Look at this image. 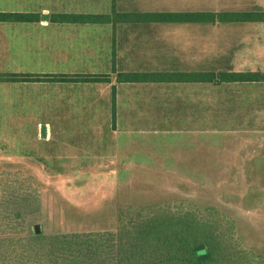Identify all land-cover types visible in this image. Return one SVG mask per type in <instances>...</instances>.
<instances>
[{
  "label": "rangeland",
  "instance_id": "1",
  "mask_svg": "<svg viewBox=\"0 0 264 264\" xmlns=\"http://www.w3.org/2000/svg\"><path fill=\"white\" fill-rule=\"evenodd\" d=\"M33 9L46 17L59 11L250 13L264 11V0H0V11ZM129 27L132 50L124 47L119 56L129 57L135 73H264V24ZM109 30L97 33L99 63L77 55L70 43L47 48L52 36L45 31H8L11 39H32V50L0 45V74L83 73L111 82L109 46L101 45H110ZM83 33L56 29L55 41ZM103 71L108 74H84ZM166 90L134 88L135 127L142 130H92L112 121L110 83H0V178L20 179L17 187L41 195L40 212L26 223L28 236L37 225L42 235L112 231L138 211L215 207L234 221L245 249L264 255V83L178 86V99L170 96L171 106L158 115L154 107L164 105Z\"/></svg>",
  "mask_w": 264,
  "mask_h": 264
},
{
  "label": "trees",
  "instance_id": "2",
  "mask_svg": "<svg viewBox=\"0 0 264 264\" xmlns=\"http://www.w3.org/2000/svg\"><path fill=\"white\" fill-rule=\"evenodd\" d=\"M116 12V11H113ZM115 16V15H114ZM90 14H56V24H113L117 18ZM34 14L0 13V23H39ZM147 24H264V11L250 13L161 12L134 22ZM213 73V72H212ZM172 73L178 84L264 83L261 72H222L219 76ZM103 77V76H102ZM82 74H0V83H99L105 77ZM119 76V81L121 80ZM142 74H135L140 82ZM20 179L0 178V264H264V255L245 249L236 224L215 207L175 208L122 218L112 231L55 235L26 234L29 217L41 210L38 189L17 187Z\"/></svg>",
  "mask_w": 264,
  "mask_h": 264
},
{
  "label": "crops",
  "instance_id": "3",
  "mask_svg": "<svg viewBox=\"0 0 264 264\" xmlns=\"http://www.w3.org/2000/svg\"><path fill=\"white\" fill-rule=\"evenodd\" d=\"M23 2H31L34 0H20ZM32 10V9H31ZM0 13H22V14H34V15H39L41 17V21L39 23H0V34L2 33V36L0 37V45H6L7 42L9 41V43L15 45L19 50H21L22 52H27L32 50V46H28L30 45L33 41L30 38H26V37H21L18 35V38H14L11 39V35H8V31H19V30H38L39 31H45L49 34H51L52 38L48 37V41H50V44L47 46V48H54V42L57 43V45L59 44H71L72 46H75L79 49H81V51H79V49H77L76 54H82V53H87L88 55H90L92 57V59H90L92 62H97L99 63V60L102 59V57L99 55L100 52H98L95 49V44H99V35H97V33L99 31H103V30H108L109 26L111 28V31L108 33V41H110V45L105 44V41L107 40H103L104 43L101 42L102 46H109V48L107 47L108 51H109V61H107V65L110 68L109 70L112 71V74H114L113 79L111 78V88H112V104L111 107L113 109V111L111 112L112 115V121L110 122H106L104 123L103 126H98L97 124L99 123H93L97 126L94 127H90L89 129L92 130H98L100 128H104L105 130H117V131H133V130H142L139 127H135L136 124V120H135V116L138 115L139 113H137L135 107H136V93L134 92V88L135 87H139L142 90L143 89H150V88H167L168 90H166V94H165V101H164V105H157L155 106L154 110L158 111V115H160L162 112H165L166 108H168L169 105L168 104V100L169 99H173V97L170 96H174L175 99H178V86H182V85H212L214 87H218L221 85H256L257 83H252V84H246V83H224L221 85H215V84H211V83H191V84H178V82H168L166 80L167 75H170L172 73L177 74L178 71H170V72H145V73H135V71L133 70V66L130 63L129 64V57L127 56V58H125L126 60L124 61L123 58H120V52L123 51L124 47H126L125 51L128 50H132V42L129 41L132 38L129 36L128 33V29L131 27H141V26H147L150 24H147L145 22H134L135 19L140 20L142 18V16L146 15V14H150L153 12H140L141 14H134L132 12L129 13H120V12H112L110 15L114 16L115 18L118 19L117 23L115 25L113 24H106V25H102V24H82V25H71V24H56L53 23L51 18L54 17V15L56 14H81L78 12H54L53 14H51L48 17V21L45 22V20L47 19L46 16H44L43 14H41L40 11L38 10H34L33 11H9V10H5V11H0ZM154 13H161V12H154ZM86 14V13H83ZM90 15H103L106 16L104 14H90ZM108 15V16H110ZM43 23H47L46 26H42ZM123 25H126V30H124L123 32H121V36L119 34V28L122 27ZM89 26H101V28H93V27H89ZM60 28H62L63 30H69V29H81L84 31V33L82 34V38H74L72 40L69 39H65L60 37V35L58 36L59 38L56 39V35H55V30L58 29L60 30ZM125 29V28H124ZM70 33V32H67ZM88 36H94L96 37L95 40H93V42H88L87 37ZM130 37V38H129ZM110 38V39H109ZM87 39V40H86ZM124 40H126V42L124 43ZM22 45V46H20ZM130 45V46H129ZM56 47V46H55ZM1 48V47H0ZM28 48H31L30 50ZM89 48V49H88ZM83 49H87L88 50H92L91 52H86V51H82ZM24 50V51H22ZM53 51V50H52ZM79 52V53H78ZM23 54V53H22ZM98 54V55H97ZM97 55V56H95ZM81 59V58H79ZM92 64V63H88L87 65L89 66H93L97 64ZM28 64V63H27ZM32 65V62L29 64ZM130 65V66H129ZM19 73H33V74H71V73H35V72H25V71H19ZM108 74L106 72H99V73H84V74H94V75H98V74ZM74 74V73H73ZM75 74H83V73H75ZM135 74H142V78L140 79V82H135L134 81V75ZM121 77V80L119 81V76ZM112 80H115V83H112ZM109 84V83H108ZM170 91H175L177 93H175L174 95L172 94H167ZM144 97V96H143ZM142 96L140 98H143ZM147 100H153L152 97L148 98L147 96H145ZM166 97H170V98H166ZM171 101V100H170ZM168 105V106H167ZM167 106V107H166ZM166 107V108H165ZM149 108V107H148ZM163 108V110H162ZM165 108V109H164ZM121 109V110H120ZM175 109H178V105L176 106ZM162 110V111H161ZM178 113V111H177ZM97 112H92L89 113L88 115H96ZM45 127V130L47 131L46 126H42V128ZM84 129V128H83ZM86 129V128H85ZM42 130V129H41Z\"/></svg>",
  "mask_w": 264,
  "mask_h": 264
},
{
  "label": "water",
  "instance_id": "4",
  "mask_svg": "<svg viewBox=\"0 0 264 264\" xmlns=\"http://www.w3.org/2000/svg\"><path fill=\"white\" fill-rule=\"evenodd\" d=\"M42 138L43 139H46V130H45V127H43L42 128ZM35 233L37 234V235H40L41 233H40V227L37 225V226H35Z\"/></svg>",
  "mask_w": 264,
  "mask_h": 264
}]
</instances>
